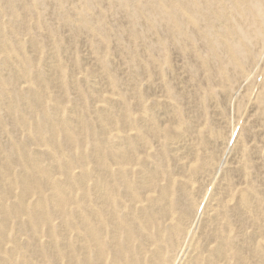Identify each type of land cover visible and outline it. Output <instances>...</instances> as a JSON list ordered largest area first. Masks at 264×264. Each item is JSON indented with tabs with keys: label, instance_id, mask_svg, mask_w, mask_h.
<instances>
[{
	"label": "rangeland",
	"instance_id": "obj_1",
	"mask_svg": "<svg viewBox=\"0 0 264 264\" xmlns=\"http://www.w3.org/2000/svg\"><path fill=\"white\" fill-rule=\"evenodd\" d=\"M0 264H264V0H0Z\"/></svg>",
	"mask_w": 264,
	"mask_h": 264
}]
</instances>
